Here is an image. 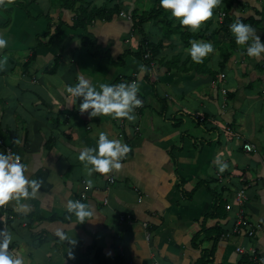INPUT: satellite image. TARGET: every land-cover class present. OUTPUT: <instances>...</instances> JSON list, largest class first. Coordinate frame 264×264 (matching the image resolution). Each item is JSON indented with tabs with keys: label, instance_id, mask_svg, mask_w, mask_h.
<instances>
[{
	"label": "crops",
	"instance_id": "1",
	"mask_svg": "<svg viewBox=\"0 0 264 264\" xmlns=\"http://www.w3.org/2000/svg\"><path fill=\"white\" fill-rule=\"evenodd\" d=\"M27 1L26 10L0 11L8 38L0 49V150L18 153L42 183L34 198L0 206L9 249L26 264H264V53L249 57L246 45L214 33L221 4L195 31L215 49L197 65L191 42L164 37L161 17L137 26L157 11L156 0H74L72 9L73 0ZM260 2L236 0L231 16L264 43ZM92 8L111 20L74 25L80 10L88 18ZM90 37L96 50L82 44ZM142 42L159 45L156 54ZM224 47L231 54L221 68ZM80 76L97 86L138 81L144 107L136 120L81 113L82 98L66 92ZM99 131L123 138L131 151L121 169L93 172L89 188L78 154ZM218 156L229 164L223 172ZM240 191L244 202L236 200ZM67 199L90 204L92 220L67 213Z\"/></svg>",
	"mask_w": 264,
	"mask_h": 264
},
{
	"label": "clouds",
	"instance_id": "2",
	"mask_svg": "<svg viewBox=\"0 0 264 264\" xmlns=\"http://www.w3.org/2000/svg\"><path fill=\"white\" fill-rule=\"evenodd\" d=\"M222 0H160V6L171 11L172 17L178 18L179 23L188 26L190 31H197L202 22L213 16V9L219 6ZM6 0H0V7H6ZM230 30L239 45H246V53L249 57H260L264 53V43L260 35L249 23L237 18L230 24ZM8 45V38L0 34V49ZM215 51L214 45L206 40L191 41L188 54L194 62L202 63L204 58ZM2 62V58H0ZM145 71V66H140ZM68 95L74 98L81 97L79 111L87 112L89 116L110 115L112 118H127L135 121V109L142 106L143 100L137 96L140 92V84L136 80L120 83H93L92 80L80 76L78 82L66 87ZM90 110V111H89ZM131 151V146L121 137H113L109 131H99L92 146L83 147L78 154L86 172V185L91 188L92 173L108 174L123 167V161ZM219 171L223 172L229 164L216 158ZM42 180L32 178L27 174V165L18 153L11 150H0V206L20 198L32 199L36 196L37 189ZM64 207L70 215L83 223L92 220L94 216L90 204L80 199H67ZM56 235L61 239L67 233L57 229ZM13 236L8 230L0 232V264H26L25 257L9 249Z\"/></svg>",
	"mask_w": 264,
	"mask_h": 264
},
{
	"label": "trees",
	"instance_id": "3",
	"mask_svg": "<svg viewBox=\"0 0 264 264\" xmlns=\"http://www.w3.org/2000/svg\"><path fill=\"white\" fill-rule=\"evenodd\" d=\"M235 1L236 0H222L221 6L219 8L220 13L218 12L215 13V15L217 14L216 15L217 18H219L220 20V25L218 26V29L214 32V33H219L222 39H226V40L228 39V43H233V45L235 38L230 30V23L234 22V18H232L231 12L233 11V6H234L233 4L235 3ZM74 2H75L74 0L73 2H70V4H68L66 8L72 9L74 7ZM29 3L30 1L27 0H6L7 6L0 7V11H2L6 16H9V14H11V12L16 8L26 10ZM156 9L157 11L153 15L148 17H141L139 20H137L138 21V22L136 21L137 26L140 27L141 23L144 21L156 20L157 18L161 17L162 25H163V35L166 38H169L173 35H177L181 40V42H184L185 44H189L193 39L198 40L200 34L202 35V33L191 32L188 26H183L179 22H176L177 18L172 17L171 11L166 10L160 6V0H156ZM80 11L81 12L78 14L79 16H77V18L74 20V25L84 27L86 23H89L90 19L91 20L104 19L105 21L111 20V16H106V18H104L101 9L92 8L88 15V18L84 16L85 15L84 10H80ZM82 16H84L85 18H82ZM174 22L177 23L175 26H173ZM183 28L185 31L183 30ZM82 44L88 49L95 47L94 49L96 50V43L94 42V39L91 37L88 40L87 39L84 40ZM141 45L144 46L143 48H148L151 51V53H153L152 55L156 54L157 48L159 47V45L153 47L146 42H142ZM142 52L143 53H141V58L144 60L143 58L144 49ZM230 52L231 50L227 49L226 47H224L221 50L220 52V56L222 58V61L220 63L221 68H223L224 64L228 61V58L230 57L231 54ZM198 64L199 63H197V65Z\"/></svg>",
	"mask_w": 264,
	"mask_h": 264
},
{
	"label": "built area",
	"instance_id": "4",
	"mask_svg": "<svg viewBox=\"0 0 264 264\" xmlns=\"http://www.w3.org/2000/svg\"><path fill=\"white\" fill-rule=\"evenodd\" d=\"M222 15H223V14H222ZM149 56H150V53H149L148 50H146V51L144 52L143 57H144L145 59H147V58H149ZM223 77H224V75H221V78H223ZM222 91L225 92L224 89H223ZM143 107H144V104H142V106H140V107H137L136 109H141V108H143ZM0 145H2V141H1V140H0ZM243 148H244V150L247 151V152H254V147H253L252 145H250V144H245V145L243 146ZM9 150H10L9 148H6V151H9ZM244 199H245L244 192H243V191L238 192V193H237V196H236V200H237V202H244ZM227 208H228V207H227ZM119 220H120L121 222H123V221H124V218H123L122 216H120ZM241 225H243V223H242V215L240 214V215L238 216V220H237L236 223H235V228H234V226H233L234 230L237 232V229H238ZM143 227H144V228L148 227V224L144 223V224H143ZM234 230H233V231H234ZM249 235H251L250 232H249ZM146 239H149V234H148V233L146 234ZM236 250H237V252H239V253H245V250H244L243 248H241V247L236 248ZM247 253L252 257V260L254 259L255 261H258V258L255 256V251L253 250V248L247 250Z\"/></svg>",
	"mask_w": 264,
	"mask_h": 264
},
{
	"label": "rangeland",
	"instance_id": "5",
	"mask_svg": "<svg viewBox=\"0 0 264 264\" xmlns=\"http://www.w3.org/2000/svg\"><path fill=\"white\" fill-rule=\"evenodd\" d=\"M255 1H256V3H257L258 5H260V3H261L260 1H261V0H255ZM251 6H252L251 8H255L256 4H255L254 1H252ZM186 119H187V118H186ZM187 120H188V119H187Z\"/></svg>",
	"mask_w": 264,
	"mask_h": 264
}]
</instances>
